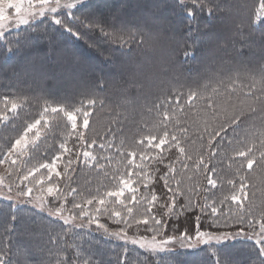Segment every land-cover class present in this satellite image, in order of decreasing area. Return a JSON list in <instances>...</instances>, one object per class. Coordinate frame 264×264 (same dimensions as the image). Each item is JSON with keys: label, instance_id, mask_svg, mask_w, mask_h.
Segmentation results:
<instances>
[{"label": "trees", "instance_id": "1", "mask_svg": "<svg viewBox=\"0 0 264 264\" xmlns=\"http://www.w3.org/2000/svg\"><path fill=\"white\" fill-rule=\"evenodd\" d=\"M110 1L117 3L114 12H101L100 9ZM185 2L189 5L188 10H192L191 0ZM207 2L213 9L211 14L207 9L200 11L195 8L189 14L178 0H144L141 6L136 0H83L72 9L74 16L65 17L67 25L72 26L73 32H77L75 35L48 17L36 21L34 26L42 27L48 35L43 32L32 33L30 45L20 52L5 51L0 47V101L6 96L21 101L31 99V103L19 110L16 118L0 121V145L15 138L14 128L38 118L37 114L45 101L52 106L59 103L70 108L78 105L81 100L86 101L82 95L85 89L95 90V94L88 97L95 101V106L89 109L92 115L85 136L89 142L95 139L97 145L106 137L114 139L117 144L123 139L127 145H132L141 136L149 134L158 123L160 117L157 111L163 110L161 105L166 107V101L174 100L177 93L186 94L190 88L204 83L220 87L219 83L223 82L232 88L233 84L229 82H235L241 91L234 94V98L238 95L244 99L250 92L247 99L253 103L254 111L247 113L241 127L253 123L259 126L264 121V91L260 86L261 80H264V19L258 18L259 0ZM127 3H131V8L136 11L139 9V15L123 16ZM229 10L234 14L231 15ZM58 15L64 18L63 12ZM84 17L99 21L95 30H90L88 20ZM101 27L107 33L122 30L125 40H128V33H137V40L121 47L106 37ZM141 36L142 43L139 40ZM33 42L40 43L43 49L35 48ZM2 44L3 41H0ZM83 53L94 56L98 65L96 70L90 71L87 65L79 64L83 61L80 59ZM0 108H3V103H0ZM196 113L197 109L189 113L188 122L195 121L202 128L203 113L199 116ZM48 119L54 131L48 135L47 145L55 146L68 130L65 127L67 122L63 114ZM183 119L182 116L181 122ZM237 131L240 134L239 129ZM151 134L158 133L152 131ZM232 135L229 129V138ZM256 143L259 147V141ZM47 145L41 144V149ZM128 150L133 149L129 147ZM49 153L51 148L48 153L41 152L40 155L43 157ZM94 154L99 156L101 152L97 148ZM122 160L120 156L115 157L111 165L107 166L109 173L117 168L123 170ZM213 163L220 171L223 185L222 191L218 185V189H212L211 192L222 197L231 188L227 180L234 179L238 183L239 177L235 175L236 166L229 167L227 159L223 163ZM73 179L76 181L73 187L84 191L85 195L87 192L95 193L97 188L103 191L108 186L103 173L97 175L91 169L78 168ZM262 179L264 170L258 168L248 181L247 195L255 205L257 216L264 207ZM202 182L207 187L206 182ZM156 190L162 199L167 198L161 184L156 185ZM49 201V207L58 206V201H52L51 198ZM182 204L184 200L178 199L177 211ZM68 206L71 207L70 204ZM199 214L197 210L193 215L181 214L178 219L173 216L167 221L168 234L175 235L185 229L191 231L195 215ZM13 215L16 216L15 222L8 232H4L3 225ZM100 222L110 230L121 227L112 223L107 216H102ZM201 224L204 232L249 231L246 224L232 222L230 227H224L222 223L219 228L210 227L211 218L205 216H201ZM141 233L150 235L144 232L143 226L139 233L136 229L129 230L130 236ZM0 247L6 249L12 264H58L60 259H66L68 264H82L84 260L90 264H119L124 260L122 252L125 249L128 250V264H212L215 259L205 254L204 245L194 249L150 254L138 245L105 235L95 224L70 229L69 225L46 212L26 205L14 207L1 198ZM213 247L218 248L222 261L226 258L229 264H261L264 261L258 246L244 235ZM18 252L25 255H17Z\"/></svg>", "mask_w": 264, "mask_h": 264}, {"label": "snow or ice", "instance_id": "2", "mask_svg": "<svg viewBox=\"0 0 264 264\" xmlns=\"http://www.w3.org/2000/svg\"><path fill=\"white\" fill-rule=\"evenodd\" d=\"M82 2L83 0H0V41H3L0 47L5 51L20 52L30 45L32 33L43 32L48 35L42 27L34 26L36 21L44 17L73 32L65 17L74 16L72 9ZM178 3L184 5L189 14H192L194 8L200 11L207 9L209 14L213 11L207 0H191L192 10H188L189 5L185 0H178ZM61 12L64 13V18L58 15ZM257 13L260 20L264 19V0H259ZM84 19L88 20L90 30H95L99 25L96 19ZM100 30L121 47L137 40V33H128V40H125L122 30L114 33L104 32L103 27ZM10 35L12 38H9ZM139 40L142 43L143 37H139ZM229 83L233 84L232 88L223 82L219 83L220 87L204 83L190 88L186 94L177 93L174 100L166 101V107L160 106L163 108L162 111H157L160 119L149 134L141 136L132 145H127L123 139L117 144L114 139L107 137L99 145L95 139L89 142L85 132L90 128L92 113L89 109L95 106V101L88 97L95 94L94 89H85L82 95L86 101L81 100L78 105L70 108L59 103L52 106L45 101L37 114L38 118L14 128L15 138L0 145V165L8 166L7 177L0 176V196L6 200L16 198L42 211L46 210L49 216L58 218L69 225L70 229L95 224L105 235L138 245L150 254L171 252L176 245L195 248L192 243L194 233L196 244L206 246L205 254L215 257L212 264H229L226 258L222 261L221 253L213 245H220L223 241L240 235L253 241L259 248L260 256L264 257V207L257 216L254 212L255 205L247 195L250 175L258 168L264 170V121L259 126L253 123L241 127L247 113L254 111L253 103L247 99L251 93H247L244 99H240L238 95L234 98V94H238L241 88L236 87L235 82ZM260 86L264 91V80H261ZM0 103H3L0 121L6 122L10 118H16L19 110L31 103V99L21 101L19 98L6 96ZM193 109H197V116L203 113L202 128L195 121L188 122L189 113ZM60 114L66 119L65 127L68 130L58 145H47V137L54 131L48 118ZM229 129L233 133L231 138L228 136ZM238 129L240 134H237ZM152 131L158 134L153 135ZM41 144H46L47 147L41 149ZM129 147L133 150L129 151ZM49 148L51 153L42 157L40 153H48ZM97 148L101 152L99 156L94 154ZM117 156L126 160V163L121 161L123 170L117 168L109 173L107 166ZM225 159L230 162L229 167L236 166L235 175L239 177V182L228 179L230 191L218 197L211 190L218 189L219 185V190L222 191L223 180L213 162L223 163ZM78 168L95 170L97 175L103 173L108 186L103 191L97 188L95 193L87 192L85 195L84 191L73 187L76 183L73 174ZM13 176L15 179H12ZM202 181L206 182L207 187ZM158 183L166 190V199L158 195ZM49 198L58 201V206L49 207ZM178 199L184 200V204L179 205V211ZM197 210L200 214L195 215L191 231L185 229L175 235L168 234V220L173 216L178 219L181 214L193 215ZM102 216H107L112 223L121 227L110 230L100 222ZM201 216L211 218L210 227L219 228L221 223L224 227H230L232 222L246 224L249 231L204 232L201 230ZM15 220L16 216L13 215L3 225V231L8 232ZM141 226L150 235H129L130 229H136L139 233ZM127 251L125 249L122 252L124 260L119 264H128ZM17 255L25 253L18 252ZM0 264H12L4 247H0ZM58 264H68V261L60 259ZM82 264L90 262L84 260Z\"/></svg>", "mask_w": 264, "mask_h": 264}, {"label": "rangeland", "instance_id": "3", "mask_svg": "<svg viewBox=\"0 0 264 264\" xmlns=\"http://www.w3.org/2000/svg\"><path fill=\"white\" fill-rule=\"evenodd\" d=\"M229 1V3H231L232 2V0H228ZM143 2H144V0H136V3L137 4H139L140 6L141 5H143ZM128 7H127V9L125 10V12H124V15L123 16H133L134 14H137V15H139V9H138V11H136L134 8H131L132 6H131V3H127L126 4ZM152 6H154V5H152ZM151 6V7H152ZM116 7H117V3H115L114 1H110V2H108L104 7H102L101 9H100V11L101 12H103V11H109V12H114V9H116ZM228 11V9L226 10V12ZM229 12H231V15H233L234 14V12H232V11H230L229 10ZM141 13H142V11H141ZM141 13H140V15H141ZM154 14V13H153ZM141 17H143V16H141ZM143 19V18H142ZM221 21V20H220ZM167 28V27H166ZM165 28V29H166ZM220 28V27H219ZM218 32H220V30L218 29ZM35 42V41H34ZM34 42H33V45H34V47L35 48H37V49H43L42 48V45L40 44V43H35L34 44ZM81 60H83V61H81V63H79V64H81L82 66H83V64L84 65H87V67L89 68V70L90 71H94V70H96L97 68H98V65H97V63H95V60H94V56L93 55H91V54H89V53H83L82 54V57L80 58ZM94 64V65H93ZM71 69H73V68H71ZM71 69H70V71H71ZM109 69H110V71H111V67H109ZM105 72H107V71H105ZM7 175H8V166L5 164V165H0V176H5V177H7ZM12 179H15V176H13L12 177ZM7 182V181H6ZM14 193H15V190H14V192H13V195H14ZM0 198L1 199H3V200H5V201H7V202H9V203H11L14 207H18V206H22V205H26L27 207H33V208H36V207H34V205H32V204H30V203H27V202H24V201H21V200H18V199H16V198H14L13 200H6V199H4L2 196H0ZM38 210H40L39 208H37ZM42 211V210H41ZM43 212H46V213H48L46 210H43ZM235 238H229L228 240H230V241H232V240H234ZM227 240V241H228ZM223 242H226V241H223ZM222 242V243H223ZM192 243H193V245H195V248H198L199 246H201V245H203V244H196V238H195V235H193V237H192ZM188 249H194V248H188V247H184V248H181L179 245H176V246H174V247H172V249H171V251H174V250H188ZM239 259H241V258H239Z\"/></svg>", "mask_w": 264, "mask_h": 264}]
</instances>
